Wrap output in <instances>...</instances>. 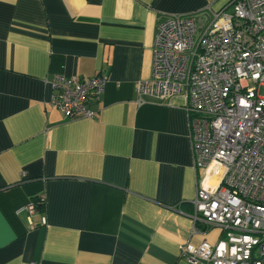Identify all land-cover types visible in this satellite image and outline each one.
<instances>
[{
	"label": "crops",
	"instance_id": "crops-1",
	"mask_svg": "<svg viewBox=\"0 0 264 264\" xmlns=\"http://www.w3.org/2000/svg\"><path fill=\"white\" fill-rule=\"evenodd\" d=\"M234 1L0 0V264H190L182 246L223 238L195 222L205 170L184 99L135 86L163 20L203 25ZM57 74L108 77L95 117L52 106Z\"/></svg>",
	"mask_w": 264,
	"mask_h": 264
},
{
	"label": "built area",
	"instance_id": "built-area-1",
	"mask_svg": "<svg viewBox=\"0 0 264 264\" xmlns=\"http://www.w3.org/2000/svg\"><path fill=\"white\" fill-rule=\"evenodd\" d=\"M107 80L57 74L52 106L93 118ZM135 88L140 102L184 99L192 155L205 170L195 222L223 234L215 244L186 243L181 255L190 264H264V0H235L231 13H213L202 26L196 16L167 17L153 43L151 77ZM36 211L31 202L19 213L31 220Z\"/></svg>",
	"mask_w": 264,
	"mask_h": 264
},
{
	"label": "trees",
	"instance_id": "trees-1",
	"mask_svg": "<svg viewBox=\"0 0 264 264\" xmlns=\"http://www.w3.org/2000/svg\"><path fill=\"white\" fill-rule=\"evenodd\" d=\"M31 203V202H30ZM35 205H36V208H37V210H40V211H42V212H44L45 211V202H44V200H42V199H38V200H36L35 202ZM26 206V205H25ZM186 260V259H185ZM187 261V260H186Z\"/></svg>",
	"mask_w": 264,
	"mask_h": 264
},
{
	"label": "water",
	"instance_id": "water-1",
	"mask_svg": "<svg viewBox=\"0 0 264 264\" xmlns=\"http://www.w3.org/2000/svg\"><path fill=\"white\" fill-rule=\"evenodd\" d=\"M204 18H207V17H206V16H200V17H197V21H198L199 26L202 25V20H203Z\"/></svg>",
	"mask_w": 264,
	"mask_h": 264
},
{
	"label": "rangeland",
	"instance_id": "rangeland-1",
	"mask_svg": "<svg viewBox=\"0 0 264 264\" xmlns=\"http://www.w3.org/2000/svg\"><path fill=\"white\" fill-rule=\"evenodd\" d=\"M261 92L264 93V89H262ZM224 238H226V237L224 236Z\"/></svg>",
	"mask_w": 264,
	"mask_h": 264
}]
</instances>
